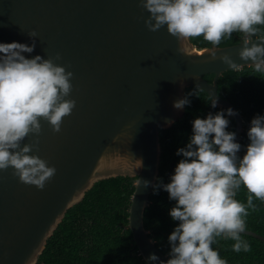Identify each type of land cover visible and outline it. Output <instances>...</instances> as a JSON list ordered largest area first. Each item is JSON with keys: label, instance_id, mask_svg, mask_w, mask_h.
I'll use <instances>...</instances> for the list:
<instances>
[{"label": "water", "instance_id": "obj_1", "mask_svg": "<svg viewBox=\"0 0 264 264\" xmlns=\"http://www.w3.org/2000/svg\"><path fill=\"white\" fill-rule=\"evenodd\" d=\"M148 16L139 0H0V43L31 45L28 34L35 30L36 47L23 55L59 53L54 63L73 73L67 98L76 101L59 133L41 120L39 137L30 134L21 144L38 139V151L30 154L56 168L43 190L20 182L11 168L0 172V264H37L68 210L96 182L118 176L142 181L135 182L129 227L148 264L166 262L170 257L150 236L144 213L160 173V128L185 114L186 105H173L186 97L187 88L204 89L216 105L236 113L235 142L241 143L242 116L219 95L218 82L235 69L219 59L222 55L236 68L251 66L239 57L243 42L219 46L212 59V47L197 49L191 38L181 45L166 25L149 31ZM206 74H214L212 82ZM244 233L264 241L260 233ZM152 254L156 261L149 259Z\"/></svg>", "mask_w": 264, "mask_h": 264}, {"label": "clouds", "instance_id": "obj_2", "mask_svg": "<svg viewBox=\"0 0 264 264\" xmlns=\"http://www.w3.org/2000/svg\"><path fill=\"white\" fill-rule=\"evenodd\" d=\"M139 2L149 13L144 20L149 31L166 25L167 32L177 37L181 45L190 38L203 36L213 46L209 49L212 59L217 58L222 39L242 33L239 57L252 61L249 65L256 72H264V34L258 36L257 27L264 26V0ZM28 35L33 38L31 45L0 43V172L11 168L20 182L43 190L55 176L56 168L30 154L38 151V139L21 144L30 134L39 137L41 120L59 133L63 119L72 114L76 101L67 98L73 90V73L54 63L61 59L59 53L49 58L23 55L36 47L35 30ZM178 51L183 53L184 47ZM219 59L230 68L238 67L227 54ZM193 94L197 95L189 93ZM189 103L185 97L173 106L183 109ZM211 104L216 107L214 99ZM226 111L228 116L236 114L231 108ZM228 125L224 111L194 119L190 141L177 150L176 154L183 159L175 167L171 182L154 186L163 187L169 199L176 202L169 215L179 222L168 237L170 258L160 264H227L212 247L221 236L236 241L233 251L237 253L251 250L241 234L246 229L247 209L256 208L253 197L264 201V116L252 119L247 133L250 143L242 158L237 155L241 145L235 142V133L226 131ZM141 182L137 181L138 186ZM148 184L143 181L145 187ZM242 185L249 193L246 205L235 198ZM149 259L156 261L158 257L152 254Z\"/></svg>", "mask_w": 264, "mask_h": 264}, {"label": "trees", "instance_id": "obj_3", "mask_svg": "<svg viewBox=\"0 0 264 264\" xmlns=\"http://www.w3.org/2000/svg\"><path fill=\"white\" fill-rule=\"evenodd\" d=\"M257 27L260 28L258 36L264 34V26ZM243 39L244 35L236 32L230 39H222L219 46L237 44ZM191 40L200 50L213 47L203 36ZM204 78L212 82L214 74H206ZM218 86L219 95L232 103L243 119L241 150L238 152V157L242 158L250 143L247 133L252 119L264 116V72H256L253 66L230 69L220 77ZM186 97L190 103L186 105L185 114L171 127L160 128L162 154L155 186L171 182L175 167L183 159L176 154L177 150L186 147L190 141L194 119H204L209 113L215 115L224 111L229 120L226 131L236 132L235 117L228 116L226 108L218 105L213 108L212 98L204 89L191 86L186 90ZM137 178L118 176L96 182L84 199L68 210L53 236L48 239L37 264H148L129 227V209ZM248 195L242 185L235 198L246 205ZM253 203L255 210L247 209L246 229L264 235V201L253 197ZM175 204L163 187H153L144 213L145 227L158 248L167 255L171 251L168 237L179 223L169 215ZM241 239L250 245L249 252L233 251L236 241L223 236L216 238L212 247L227 264H264V241L245 233L241 234Z\"/></svg>", "mask_w": 264, "mask_h": 264}]
</instances>
